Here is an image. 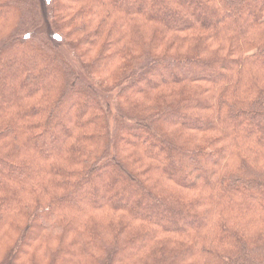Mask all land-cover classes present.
Here are the masks:
<instances>
[{"label": "trees", "instance_id": "16d2710c", "mask_svg": "<svg viewBox=\"0 0 264 264\" xmlns=\"http://www.w3.org/2000/svg\"><path fill=\"white\" fill-rule=\"evenodd\" d=\"M190 2L0 4V264H264V0Z\"/></svg>", "mask_w": 264, "mask_h": 264}, {"label": "rangeland", "instance_id": "374dc122", "mask_svg": "<svg viewBox=\"0 0 264 264\" xmlns=\"http://www.w3.org/2000/svg\"><path fill=\"white\" fill-rule=\"evenodd\" d=\"M5 1H8V0H0V4L1 3H3V2H5ZM131 1H132V3H131ZM184 6H187V8H189V9H191V8H193V4L190 2V0H179ZM124 2L126 3V4H129V2L133 5V0H124ZM136 2H138V0H135V3ZM45 9V8H44ZM44 9L42 8V10L44 11ZM46 10V9H45ZM164 12V9L163 8H159V9H157V11H156V16L157 17H159L162 21H165V22H167V23H172L173 25L174 24H178V23H175V22H171L172 20L170 19V18H164V15H165V12ZM202 12H199V14H197V16H199L200 18L202 17ZM222 20H223V18H222ZM212 23H214V22H212ZM136 25V28L137 29H140V24L139 23H137V24H135ZM125 31H127V33H129V34H131L132 33V31H131V28L130 27H128V29H125ZM133 35H134V32H133ZM61 49L65 52V55H67L68 56V58H69V60L73 63V64H75V61H74V57L71 55V54H69V52L68 51H66V48L65 47H63L62 45H61ZM15 52V51H14ZM13 54V52H11L10 53V56L9 57H11V55ZM75 65H77V64H75ZM204 72H206V73H204ZM174 73H176V74H178V72H177V69H176V67H170V68H165V67H163V66H161L157 71H155V72H153L152 74H151V77H152V80H153V82H155V81H157L158 80V78H164V79H166V78H168L169 76H171L172 74H174ZM183 73H186L185 71L183 72ZM200 73H203L205 76H209L210 78H214L215 77V71L214 70H203L202 72L199 70V71H197V73H195L196 75L197 74H200ZM157 75V76H156ZM179 75V74H178ZM142 84L143 83H140V82H137V84H136V86L137 87H141L142 86ZM8 93H3V95H7ZM7 96H9V95H7ZM77 98V93H73V95H72V97H71V101L73 102L75 99ZM67 103H69V101H67L66 102V104ZM167 122H174V117L173 116H168L167 117ZM133 130H135V131H137V132H139L140 134H142L143 133V129H141V128H139V127H137V128H135V129H133ZM54 145V147H56L57 146V144L56 143H54L53 144ZM171 170V169H170ZM173 171V170H172ZM203 169L200 171V173H202L203 174ZM103 172L104 171H102L101 172V175H103ZM129 189L130 190H133V187L131 186V187H129ZM83 194H86V193H84L83 192ZM138 195V193H136V196ZM144 205L146 206H148L149 208H152L153 207V203L152 202H150L149 200H145V203H144ZM142 210H145V208L144 207H142L141 208ZM183 224V221H181V219H179L178 221L177 220H174V222H173V226H175V227H180L181 225Z\"/></svg>", "mask_w": 264, "mask_h": 264}]
</instances>
